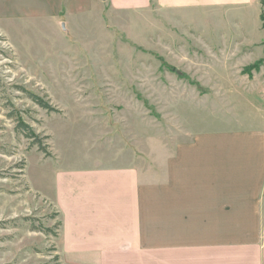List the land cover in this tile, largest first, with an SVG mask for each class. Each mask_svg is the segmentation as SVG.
Here are the masks:
<instances>
[{
  "label": "rangeland",
  "instance_id": "1",
  "mask_svg": "<svg viewBox=\"0 0 264 264\" xmlns=\"http://www.w3.org/2000/svg\"><path fill=\"white\" fill-rule=\"evenodd\" d=\"M75 1L68 11L65 1L0 0V264H68L59 213L37 188L53 162L16 130L13 109L50 137L51 156L81 154L78 139L103 134L132 147L148 139L160 154L189 136L195 114L264 117L263 3L237 12L241 29L220 14L196 16L201 30L168 18L161 0Z\"/></svg>",
  "mask_w": 264,
  "mask_h": 264
},
{
  "label": "crops",
  "instance_id": "2",
  "mask_svg": "<svg viewBox=\"0 0 264 264\" xmlns=\"http://www.w3.org/2000/svg\"><path fill=\"white\" fill-rule=\"evenodd\" d=\"M51 1L68 11L78 3ZM256 3L161 0V12L201 30L196 16H232L241 29L238 13ZM190 124L189 136L163 142L160 154L148 139L132 147L103 134L78 139L81 154L71 147L45 158L52 177L37 188L59 213L57 248L68 264H264V117L206 111Z\"/></svg>",
  "mask_w": 264,
  "mask_h": 264
},
{
  "label": "trees",
  "instance_id": "3",
  "mask_svg": "<svg viewBox=\"0 0 264 264\" xmlns=\"http://www.w3.org/2000/svg\"><path fill=\"white\" fill-rule=\"evenodd\" d=\"M262 3L264 5V0H262ZM24 92H26V94L28 95V97L30 99L33 100V102H36L38 105L40 104L41 107L45 108L48 111H57L58 109H56L49 101L45 100L43 97H41L40 95L26 90L25 88L22 89ZM10 116L12 118L15 119V121L17 122V126H16V130L21 131L25 134V136L27 138H29L30 140H32L31 144L33 145H37L38 146V150L43 152L45 154V156H51L52 153L49 151V147L50 145L47 143H43V139H49V136H44L41 137V133H37L33 127L31 125H29L24 118L21 116L20 112L16 109H13L12 112L10 113ZM40 229L44 230V232L46 231L47 233H49L50 231L52 232V229L50 228H46L44 227H40Z\"/></svg>",
  "mask_w": 264,
  "mask_h": 264
}]
</instances>
